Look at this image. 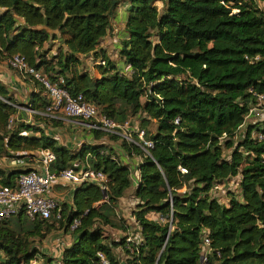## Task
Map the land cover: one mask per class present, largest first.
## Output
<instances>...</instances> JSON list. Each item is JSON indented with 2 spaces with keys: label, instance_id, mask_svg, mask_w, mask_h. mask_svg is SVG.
Here are the masks:
<instances>
[{
  "label": "trees",
  "instance_id": "1",
  "mask_svg": "<svg viewBox=\"0 0 264 264\" xmlns=\"http://www.w3.org/2000/svg\"><path fill=\"white\" fill-rule=\"evenodd\" d=\"M261 1L0 0L4 60L25 56L50 79L62 77L68 91L82 94L98 114L119 123L136 118L153 141L146 154L139 145L110 135L124 152L141 159L134 187L130 167L110 147L82 143L72 150L34 124L18 119L10 124L17 111L12 104L18 103L0 80V159L21 161L11 168L0 165V188H15L19 171L30 168L42 150L54 153L53 172L88 165L107 181L105 192L96 184L76 187L60 204L59 219L55 212L48 220L29 221L21 211L1 221L0 264L37 259L41 264H97L99 252L112 264H199L203 230L212 250L206 264H264V139L253 136L264 135V120L248 123L243 137L235 139L254 101L250 90L264 93ZM122 2L128 7L118 56L129 73L99 49ZM56 42V53L47 57ZM89 53L99 61V77L79 68V56ZM41 93L28 107L44 109L50 98L42 86ZM151 121L152 131L146 127ZM235 178L239 196L230 193L221 203L212 190ZM128 190L136 201L134 223L120 219L115 224L112 210ZM103 201L107 205L100 211L95 205ZM151 214L163 222L150 219ZM75 218L81 224L60 259L41 252L50 221L65 223L68 233ZM106 227L116 228L121 237L104 235ZM128 229L139 235V244L126 241Z\"/></svg>",
  "mask_w": 264,
  "mask_h": 264
},
{
  "label": "built area",
  "instance_id": "2",
  "mask_svg": "<svg viewBox=\"0 0 264 264\" xmlns=\"http://www.w3.org/2000/svg\"><path fill=\"white\" fill-rule=\"evenodd\" d=\"M7 64L20 75L38 82L48 93L50 101L42 111L26 106V109L31 114H38L47 118H56L60 115H64L85 124L91 131H101L109 135L124 138L127 142H133L139 145L143 152L149 154V149L153 147V141L145 137L144 129L138 126L134 128L131 120L119 123L108 116L98 114L97 108L93 104L86 102L82 94L72 95L68 91L64 86V79L62 77H58L55 80L50 79L41 69H36L31 66L27 62L25 56L21 54H13L10 56L7 59ZM250 92L253 95L254 101L245 116V123L250 122L255 124L258 121L264 120V93H257L253 90H250ZM12 105L17 107L15 104ZM15 119L16 115H11L9 123L11 124ZM177 122L178 118H175V123ZM132 132L136 133L138 141L134 140ZM253 136H256L259 140L264 139V135L261 132L253 134ZM54 160L55 155L53 152L50 150H42L41 158H39V162L41 163L39 168L33 167L27 172H24V174H19L15 188H0V222L16 216L21 211L29 221L38 219L48 220L55 212L56 219H59V206L61 203L56 200L52 194L53 185L68 186L70 188V193L76 187L83 184H96L102 192L107 190L106 177L102 171L94 170L86 165L78 170L69 167L59 172H53L50 170L49 165ZM8 162L13 164L15 162L21 163L20 160L9 159ZM179 169L185 174L186 170L184 168ZM136 176L137 178H133L132 181L134 187L137 186L139 180L138 170L136 171ZM236 180L238 185V178H236ZM224 185L216 186L212 190V194L222 189ZM68 200H70V198ZM103 202L107 203V201ZM98 204L99 203L95 206L97 207ZM162 222L163 219L160 217V223ZM80 224V219L75 218L69 226L68 234L72 236V233L77 230ZM202 233L198 262L199 264H206L212 250L210 248V240L207 232L203 230ZM125 237L126 241L133 245H137L140 242L139 235H135L132 230L128 229ZM65 247L62 246L61 250ZM54 251V254H52L53 256H51L58 260L60 258L58 257L60 249L58 253L56 250ZM96 257L97 264H112L101 252L97 253ZM32 264H35V262Z\"/></svg>",
  "mask_w": 264,
  "mask_h": 264
},
{
  "label": "crops",
  "instance_id": "3",
  "mask_svg": "<svg viewBox=\"0 0 264 264\" xmlns=\"http://www.w3.org/2000/svg\"><path fill=\"white\" fill-rule=\"evenodd\" d=\"M127 7L128 4L125 2H122L120 4V6L118 7L117 15L112 20L110 33L102 39L99 45V49L103 50L112 60H114L117 64L118 69L125 73H129V68L125 66L122 60L119 58L118 50L120 48V39H122L125 34L124 25L127 16ZM117 24L118 26L116 27ZM113 33L114 35H112ZM57 47V42L56 44L49 47L50 49H48L46 53L47 57L55 54ZM79 58L81 60V65L79 67L81 70L87 71L88 74L92 77L100 76V73L96 67L99 61L97 58H95L94 54L89 53L87 55H81L79 56ZM0 80L8 87L18 103L17 111L15 114L16 119L23 120L25 122L38 126L42 130H44L46 134L56 139L59 144L66 145L72 150H76L82 143L99 144L110 147L118 155L120 161L130 167L132 181L133 178H137L136 171L138 170V164L141 159L139 156H130L126 152H124L121 149L120 144H118L119 140L110 138V135L108 134L96 137L95 134L91 130H89L85 124L68 118L64 115H60L56 118H47L41 115L35 117L34 114H31L26 109V106H28V103H30L31 101H34L36 99L38 100V93L43 95V93H41V86L38 85L34 80H31L28 77H24L15 70H12L5 60L0 61ZM132 124L134 128L135 126H138L137 121L134 119H132ZM39 158H41V152L38 153L35 161L28 164V167L39 168L41 166ZM20 164L18 162H15L14 164L9 163L8 159H0L1 166L11 168L12 165L19 166ZM66 187L68 188V191L65 195V198L66 200H68L69 198H71V193L70 188L68 186ZM129 191L131 192V190H128L127 193ZM119 201V207L121 206V203L123 204V207L126 208L125 210H127V206H131V203H129L126 199V196L121 198ZM134 201L135 200H132L133 203ZM129 218L132 220L133 224L132 211H130ZM149 218L156 222H160V215L158 214H151ZM72 240L73 238L70 234L63 232L58 241H56L53 245L52 251L56 250V252L58 253V250L60 249V254L58 257H61V247L69 246L72 243ZM51 254L54 253H50V255Z\"/></svg>",
  "mask_w": 264,
  "mask_h": 264
},
{
  "label": "rangeland",
  "instance_id": "4",
  "mask_svg": "<svg viewBox=\"0 0 264 264\" xmlns=\"http://www.w3.org/2000/svg\"><path fill=\"white\" fill-rule=\"evenodd\" d=\"M259 4L261 6V9L264 10V2L261 1V3H259ZM157 6L160 8L161 7V3L158 2ZM117 26H118V24L116 25V27ZM112 35H114V33ZM0 61H4V58L2 56H0ZM5 61L7 62V60H5ZM134 120L138 121L136 118ZM248 123H250V122H246L239 129V131L237 132L236 137H235L236 140H239V139H241L243 137L246 125ZM153 124H154V122L151 121V122L146 124V127L150 131H152L153 130V126H154ZM134 137H135V135H133V138ZM118 144H120V141H118ZM225 152H228V150H225ZM67 191H68V188L64 187V186H61V185H53V188H52L53 196L61 204L64 203V202H67V200L65 198V195H66ZM184 191H185V189L180 190V192H184ZM227 191H231V192H227ZM131 193L132 192L129 191L127 193V195H125L127 201L129 203H131V206H127V210H125L126 208H124L123 204H121V203H120L121 206L119 207L118 203L120 201H118V203L116 205V208L112 210L111 219L114 221L115 224L119 223V220L122 219V220L127 221L128 223H130L132 225V220L129 218V215H130V211H132L135 208L136 204H135V201H134V203L132 202V200H134V199L132 198ZM230 193L233 194L236 197L239 196V188H238V185H237L236 178L234 180H232L230 183L225 184L222 189H219L213 195L221 203H227L228 199L230 197ZM106 205H107V203H102L101 202V203H99L97 205V207H98V209L100 211H103L105 209ZM128 209H130V210H128ZM49 224H53L52 230L46 235L45 239L38 246L39 249L41 250V252L46 253L47 255H50V253H52L54 251V250L52 251L53 245L55 244L56 241H58V239L60 238V236L64 232V227L66 225L65 223H63V225H59V223L53 222V221H50ZM104 235H107L109 238H112V239H119L121 237V234L119 233V230H117L116 228H112V227L111 228L110 227H106L105 230H104ZM117 254L119 255L120 259H123V253H122V251L120 249L117 250ZM35 264H41V260L37 259Z\"/></svg>",
  "mask_w": 264,
  "mask_h": 264
},
{
  "label": "water",
  "instance_id": "5",
  "mask_svg": "<svg viewBox=\"0 0 264 264\" xmlns=\"http://www.w3.org/2000/svg\"><path fill=\"white\" fill-rule=\"evenodd\" d=\"M30 168L28 169H25V170H22V171H19V174H24V172H27Z\"/></svg>",
  "mask_w": 264,
  "mask_h": 264
}]
</instances>
